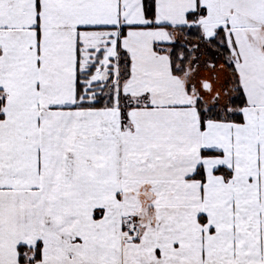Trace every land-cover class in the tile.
Instances as JSON below:
<instances>
[{"label": "snow or ice", "instance_id": "obj_1", "mask_svg": "<svg viewBox=\"0 0 264 264\" xmlns=\"http://www.w3.org/2000/svg\"><path fill=\"white\" fill-rule=\"evenodd\" d=\"M0 264H264V0H0Z\"/></svg>", "mask_w": 264, "mask_h": 264}]
</instances>
